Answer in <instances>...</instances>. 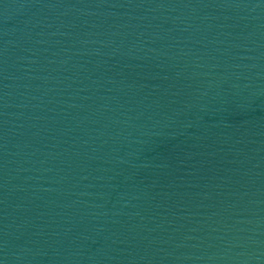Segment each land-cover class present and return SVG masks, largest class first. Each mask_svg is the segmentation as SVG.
<instances>
[{
	"label": "water",
	"instance_id": "water-1",
	"mask_svg": "<svg viewBox=\"0 0 264 264\" xmlns=\"http://www.w3.org/2000/svg\"><path fill=\"white\" fill-rule=\"evenodd\" d=\"M0 264H264V0H0Z\"/></svg>",
	"mask_w": 264,
	"mask_h": 264
}]
</instances>
